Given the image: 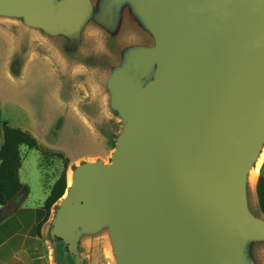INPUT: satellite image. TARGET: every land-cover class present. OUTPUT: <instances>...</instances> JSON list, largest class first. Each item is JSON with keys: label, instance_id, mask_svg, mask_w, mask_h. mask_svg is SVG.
Returning <instances> with one entry per match:
<instances>
[{"label": "water", "instance_id": "obj_1", "mask_svg": "<svg viewBox=\"0 0 264 264\" xmlns=\"http://www.w3.org/2000/svg\"><path fill=\"white\" fill-rule=\"evenodd\" d=\"M120 125L75 165L45 229L52 264L106 237L114 264H264V0H0ZM27 40L21 48L25 50Z\"/></svg>", "mask_w": 264, "mask_h": 264}, {"label": "rangeland", "instance_id": "obj_2", "mask_svg": "<svg viewBox=\"0 0 264 264\" xmlns=\"http://www.w3.org/2000/svg\"><path fill=\"white\" fill-rule=\"evenodd\" d=\"M24 39L27 40L25 50L21 48ZM93 95L94 89L86 73L76 71L67 76L53 52L36 35L26 34L17 22L0 21V146L3 123L29 132L41 148L62 153L69 160L67 182L75 165L97 158L109 161L114 146L112 138L120 125L101 108L95 120L83 111ZM20 153L22 166L19 175L27 187L28 197L20 214L5 219L9 208L0 214V252L22 242L18 232L21 230L20 220L25 215L29 218L33 213L45 215L43 203L50 186L63 169L62 159L52 157L43 170L40 150L21 145ZM253 184L251 209L264 217ZM58 201L51 208L50 216ZM82 263L114 264L106 237L84 243Z\"/></svg>", "mask_w": 264, "mask_h": 264}, {"label": "trees", "instance_id": "obj_3", "mask_svg": "<svg viewBox=\"0 0 264 264\" xmlns=\"http://www.w3.org/2000/svg\"><path fill=\"white\" fill-rule=\"evenodd\" d=\"M3 142L0 146V206L6 207L12 203L16 196L23 190L19 171L22 166L20 146L25 145L29 149H37L42 153V169L48 166L52 157L62 159L63 169L50 187L49 194L43 203L44 218L36 226V233L41 236V226L48 220L51 208L63 196L67 188L66 169L69 160L62 153L52 152L40 147L37 140L27 131L11 127L7 123L2 124ZM114 144V136L112 138ZM258 207L264 214V177L257 179L255 186ZM2 216H0L1 219Z\"/></svg>", "mask_w": 264, "mask_h": 264}, {"label": "crops", "instance_id": "obj_4", "mask_svg": "<svg viewBox=\"0 0 264 264\" xmlns=\"http://www.w3.org/2000/svg\"><path fill=\"white\" fill-rule=\"evenodd\" d=\"M260 176L264 177V162L259 170L258 178ZM27 197L28 190L26 185H24L23 190L16 196L10 205L0 207V214L3 210H5V208L10 209V212H7L9 215L5 219H11L10 216L17 215V213L20 214L21 207ZM43 218L44 215H42L41 212L40 214L33 213L30 218L25 215L22 220L19 219L21 223V230L18 233L22 237V242L16 247H13V245L7 248L5 247L3 252H0V264H52L50 250L45 238L46 222L41 226V236L36 233V226ZM1 245L2 244H0V246Z\"/></svg>", "mask_w": 264, "mask_h": 264}, {"label": "bare ground", "instance_id": "obj_5", "mask_svg": "<svg viewBox=\"0 0 264 264\" xmlns=\"http://www.w3.org/2000/svg\"><path fill=\"white\" fill-rule=\"evenodd\" d=\"M264 162V150H263V153L255 167V169L253 170V172L251 173V178H250V181H251V184H253V182L256 180V178L258 177V173H259V170L262 166ZM69 182V181H68ZM254 185V184H253ZM255 186V185H254Z\"/></svg>", "mask_w": 264, "mask_h": 264}]
</instances>
